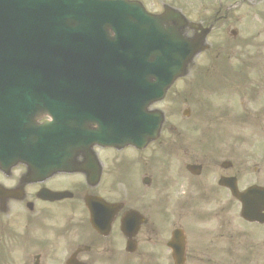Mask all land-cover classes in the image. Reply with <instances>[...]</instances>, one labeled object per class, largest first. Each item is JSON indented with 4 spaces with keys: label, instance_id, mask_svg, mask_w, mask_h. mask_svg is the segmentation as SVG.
Instances as JSON below:
<instances>
[{
    "label": "flooded vegetation",
    "instance_id": "flooded-vegetation-1",
    "mask_svg": "<svg viewBox=\"0 0 264 264\" xmlns=\"http://www.w3.org/2000/svg\"><path fill=\"white\" fill-rule=\"evenodd\" d=\"M180 7L212 26L211 51L213 40L232 38V56L220 61L233 64L236 77L232 85L171 93L173 118L176 103L197 100L182 117L190 129L264 124V84L242 83L264 46V0H184ZM208 60L204 53L201 73ZM165 134L143 150L92 146L62 168L0 167V252L9 264H237L235 212L220 204L232 209L238 201L221 180L235 179L241 191L264 184V166L248 163L251 135Z\"/></svg>",
    "mask_w": 264,
    "mask_h": 264
},
{
    "label": "water",
    "instance_id": "water-1",
    "mask_svg": "<svg viewBox=\"0 0 264 264\" xmlns=\"http://www.w3.org/2000/svg\"><path fill=\"white\" fill-rule=\"evenodd\" d=\"M122 21L126 27L116 24ZM161 24L162 20L123 0H0V126L6 125L0 133V160L11 164L31 158L26 149L36 148L40 132L47 131L26 128L33 122L30 110L38 108V101H45L43 109L57 117L56 110L63 107L59 101L64 99L67 114L76 124L84 122V109L93 104L88 107L81 93L102 78L104 83L122 77L125 83L146 86L135 130L118 139L138 144L156 137L162 116L145 108L183 73L193 48L184 42V48L175 49L174 34H165ZM107 28L116 29L115 35ZM116 42L126 45L123 53ZM71 85L84 89L71 90ZM237 196L243 201L245 218L264 222V188L254 186Z\"/></svg>",
    "mask_w": 264,
    "mask_h": 264
},
{
    "label": "rangeland",
    "instance_id": "rangeland-1",
    "mask_svg": "<svg viewBox=\"0 0 264 264\" xmlns=\"http://www.w3.org/2000/svg\"><path fill=\"white\" fill-rule=\"evenodd\" d=\"M150 1H152V2H150ZM147 4L150 7V9L154 10V8H157L159 6L160 2H159V0H149V2H147ZM197 75L198 74L196 72H193V73H191L188 76V78L183 79L182 81H179L178 83H179V85L180 84H195V83H198L199 78H198ZM255 78L257 80H259L260 77L259 76H255ZM182 88L183 87H177L176 89L181 90ZM160 108L163 109L164 111H168L170 107L164 108V105H163V107L160 106ZM219 129H220V125H217L216 126V129H211V130H219ZM227 130H229V131L235 130L234 125L233 124L227 125ZM243 131L257 132L258 129H256L255 125H250L248 127V129L243 130ZM224 206H225V204H220V207H224ZM242 226L243 225H241L239 223V221H238L237 227L242 230V237H243V240H241L240 243L242 245H244V247L248 246V242H246V241H249L251 239H261V238H264V231L257 230L254 227L247 226L248 228H244ZM250 235H253V237L251 238ZM3 258L6 259V252L3 255ZM8 260H5V261H8ZM5 261L3 262V264H7ZM258 262H259V258L253 259L250 263H247V264H256ZM260 264H264V262H262V263L260 262Z\"/></svg>",
    "mask_w": 264,
    "mask_h": 264
},
{
    "label": "bare ground",
    "instance_id": "bare-ground-1",
    "mask_svg": "<svg viewBox=\"0 0 264 264\" xmlns=\"http://www.w3.org/2000/svg\"><path fill=\"white\" fill-rule=\"evenodd\" d=\"M118 19H120V18H118ZM119 27H126L127 25H126V23H125V21H122V22H117L116 23ZM116 44H117V46H118V50H121L122 51V53L124 52V50H125V44L123 43V42H121V43H117L116 42ZM171 45L175 48V49H180V45L175 41V40H172L171 41ZM155 47L156 46H154V45H152V44H150L149 43V48H151V49H154L155 50ZM73 124V127H71V129L72 130H74V131H76V129L77 130H79V127H78V125L76 124V123H72Z\"/></svg>",
    "mask_w": 264,
    "mask_h": 264
}]
</instances>
